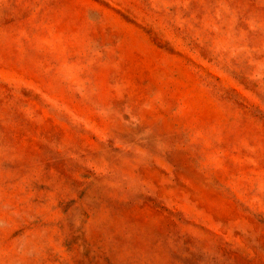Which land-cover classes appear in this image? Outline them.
<instances>
[{"label":"rangeland","instance_id":"1","mask_svg":"<svg viewBox=\"0 0 264 264\" xmlns=\"http://www.w3.org/2000/svg\"><path fill=\"white\" fill-rule=\"evenodd\" d=\"M0 264H264V0H0Z\"/></svg>","mask_w":264,"mask_h":264}]
</instances>
